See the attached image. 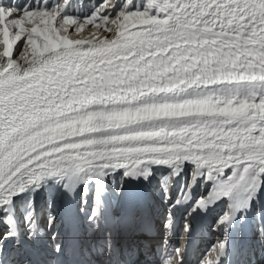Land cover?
Here are the masks:
<instances>
[{"label": "snow or ice", "instance_id": "6c2138e0", "mask_svg": "<svg viewBox=\"0 0 264 264\" xmlns=\"http://www.w3.org/2000/svg\"><path fill=\"white\" fill-rule=\"evenodd\" d=\"M69 3L0 0V207L52 176L152 165L214 181L192 212L264 187V0H102L82 19ZM85 27L99 36L72 38Z\"/></svg>", "mask_w": 264, "mask_h": 264}, {"label": "bare ground", "instance_id": "6f19581e", "mask_svg": "<svg viewBox=\"0 0 264 264\" xmlns=\"http://www.w3.org/2000/svg\"><path fill=\"white\" fill-rule=\"evenodd\" d=\"M81 1L82 0H70L69 5L64 10V14L69 15V16H73L75 18H80V19H82L86 16H91L93 14V12L95 11L94 10L93 12H91L95 8L94 2L92 3V0H84V2H81ZM7 2L11 3V1H9V0H7ZM29 2L31 3V5L33 7L40 6V7H48L49 8V5L51 4V2H53V0L52 1L51 0H40V1L39 0H35V1L34 0H27V3H29ZM113 2H116V0H113ZM144 6H145L144 0H140V3L137 4V7L140 8V10H143ZM81 10H83V12ZM64 14L62 13V15H64ZM110 14L115 15L116 10H113V12ZM94 35L99 36V33L96 32V30L94 28L90 30L89 27H85L82 31L76 32L72 36V38H74V39L75 38L90 39ZM22 43H23V41H21V43L17 46V51H18L19 46ZM16 55H17V52H16ZM153 166H160L161 167V168L155 170V172H154L155 177H157L160 172H167V173L172 172V168H170L168 166L152 165L151 167H153ZM184 168H186V169L190 168L189 172L191 170H192V172L195 171V167L191 163H186L184 165ZM89 175L91 176V178H89ZM126 178H127V176H125V170L124 169H118L115 171H108L107 173L96 172V173H90L88 175L81 174V173H70V174H66V175L52 176V177L46 178L44 181H42L38 184H33V185L28 186L24 192L19 193L18 195L14 196L12 198V201L10 204L5 205L4 207H0V217L2 215H4V213L13 205L18 206V205L24 203L25 198H27L29 195H32L35 192V190L38 192V198H39V200H41L40 203L44 204V206H45L46 198L49 195V193H51V191L53 189L52 187H54V186H55V190H56L58 185L61 184V190H62L68 184L76 185L78 183L80 184L81 182H85V185H87L86 182H92L93 186H95V184H97V183L105 186L109 182H113L114 184L118 182L117 188H119L120 186L127 185ZM136 180H138L139 182H142L143 180L145 181L147 179H145L142 176L138 177V178H133V181H136ZM120 182H121V185H120ZM164 184L168 187V186H170L171 183L169 180H166L164 182ZM112 187L115 189L114 185ZM198 190L199 191L196 194L199 195V199L202 196H207L210 193V192H207V187L203 191V184L202 183L199 185ZM263 190H264V187H259L257 190L242 193V195L239 199H232L231 201H229L228 198H224V199L218 201L216 204H214L208 208L211 211V215H212V213H214V214H217L220 217H222L226 212L231 211V213L238 212L237 214L234 215L235 218H236V216H240V218H241L243 212L245 213L247 211V207L244 206V204H242L241 202L243 200H245V198H247L248 195H251L252 197H257L258 194H261V195H262V193L264 194ZM187 193H188V191L186 192V194ZM171 203H172V201L169 204H171ZM166 208H168V207H166ZM168 210H169V208L166 210V214H167ZM169 212H171V211L169 210ZM166 214H165V218H166V220L167 219L169 220V217H167ZM43 217H44L43 210L36 211L33 215L35 225H36V223H38L39 227H40V224L44 223ZM210 221H211V219H210ZM164 225H163L162 229L160 230V232L155 233V238L158 236V233H159V238L162 236L161 232H163ZM22 228H24V227H22ZM215 229H216V226L214 225L213 231ZM44 232H45V230L42 231V233H44ZM137 264H154V262L149 261L146 257H143L137 261Z\"/></svg>", "mask_w": 264, "mask_h": 264}, {"label": "rangeland", "instance_id": "374dc122", "mask_svg": "<svg viewBox=\"0 0 264 264\" xmlns=\"http://www.w3.org/2000/svg\"><path fill=\"white\" fill-rule=\"evenodd\" d=\"M9 1H11V0H9ZM35 1V0H34ZM40 1V0H39ZM52 1V0H51ZM94 1H96V0H92V3L94 2ZM62 2H63V0H53V2H51V4L49 5V9H51L52 7H54V6H56L57 4H62ZM81 2H84V0H82ZM21 3L23 4V3H27V0H21ZM102 3V2H101ZM82 12H83V10H81ZM94 11V9L91 11V12H93ZM63 14H64V11H63ZM65 15V14H64ZM22 47H23V43L19 46V48H18V51H17V56L19 55V51H20V49H22ZM159 168H161L160 166H153V167H151V169L152 170H156V169H159ZM151 170V171H152ZM148 178H150V176L148 177ZM147 178V179H148ZM30 197V198H29ZM31 197H32V195H29L27 198H25V201L27 200L28 201V199H31ZM24 201V202H25ZM27 201H26V203H27Z\"/></svg>", "mask_w": 264, "mask_h": 264}]
</instances>
